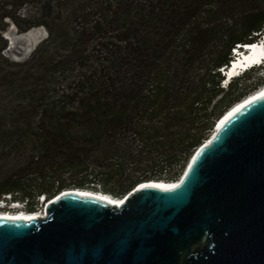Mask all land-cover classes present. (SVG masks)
<instances>
[{"label": "trees", "instance_id": "obj_1", "mask_svg": "<svg viewBox=\"0 0 264 264\" xmlns=\"http://www.w3.org/2000/svg\"><path fill=\"white\" fill-rule=\"evenodd\" d=\"M10 21L48 30L26 59L6 54ZM262 34L264 0H0V201L178 180L264 85V65L224 86L221 72Z\"/></svg>", "mask_w": 264, "mask_h": 264}, {"label": "water", "instance_id": "obj_2", "mask_svg": "<svg viewBox=\"0 0 264 264\" xmlns=\"http://www.w3.org/2000/svg\"><path fill=\"white\" fill-rule=\"evenodd\" d=\"M160 182L116 202L67 188L43 216H0V264H264V93L219 118L175 186Z\"/></svg>", "mask_w": 264, "mask_h": 264}, {"label": "rangeland", "instance_id": "obj_3", "mask_svg": "<svg viewBox=\"0 0 264 264\" xmlns=\"http://www.w3.org/2000/svg\"><path fill=\"white\" fill-rule=\"evenodd\" d=\"M22 12L24 14H29L31 13V8L26 7L22 10ZM3 34L4 36H7L9 40V46L7 48L6 54L11 58L23 60V59H26L32 53V51L38 46V44L48 36V30L45 26H37V27L30 28L27 31L21 32L18 26L14 22L10 21L8 28L6 29V31L3 32ZM19 51H23V53L20 56L18 55ZM256 75L257 76L264 75V69H260L258 71V74ZM222 84L223 86L227 85L226 82L225 83L222 82ZM3 203H2L3 204L2 210L16 211V210L23 209V206L21 203H19L18 207H16L15 204L12 205V203L9 205H5L6 202H3ZM41 208H43V204L40 202L38 205V209H41Z\"/></svg>", "mask_w": 264, "mask_h": 264}, {"label": "bare ground", "instance_id": "obj_4", "mask_svg": "<svg viewBox=\"0 0 264 264\" xmlns=\"http://www.w3.org/2000/svg\"><path fill=\"white\" fill-rule=\"evenodd\" d=\"M251 47L253 50L250 54H248V51H247L244 53L243 57H241L238 60L234 59L233 60L234 62L232 64H229V67H230L229 72L230 73H234V71H236L240 67H245V65L250 64L252 61L259 59L261 57V55L264 54V43L263 44L262 43H255ZM263 93H264V86H262L260 90L258 89L257 91L252 93L250 96L251 97L254 95L258 96L259 94H263ZM247 98H248V95L244 99L240 100L239 102H242V101L246 100ZM177 182H179V179L173 180V181L162 180V182H160L159 185L172 187V186H175L177 184ZM88 191H90V190H88ZM96 192H99V191H96ZM101 194L105 195V197H107V198L109 197L114 202H116L118 200L114 196H111V194L108 195L107 193H104V192H102ZM44 204L45 203H43V207H44ZM2 206H3V204H0V216H9V217L22 216V217H26V218H31V217L43 216L45 214L44 208H41V209H38L35 211H30V210L8 211V210H2V208H3Z\"/></svg>", "mask_w": 264, "mask_h": 264}, {"label": "clouds", "instance_id": "obj_5", "mask_svg": "<svg viewBox=\"0 0 264 264\" xmlns=\"http://www.w3.org/2000/svg\"><path fill=\"white\" fill-rule=\"evenodd\" d=\"M261 39V38H260ZM258 41H259V39H258ZM244 50H247V47H244ZM263 86V85H262ZM1 203H3V201H0ZM0 203V204H1ZM18 203V202H17ZM4 204V203H3Z\"/></svg>", "mask_w": 264, "mask_h": 264}, {"label": "built area", "instance_id": "obj_6", "mask_svg": "<svg viewBox=\"0 0 264 264\" xmlns=\"http://www.w3.org/2000/svg\"><path fill=\"white\" fill-rule=\"evenodd\" d=\"M44 208V207H43ZM22 210H24V209H22Z\"/></svg>", "mask_w": 264, "mask_h": 264}]
</instances>
